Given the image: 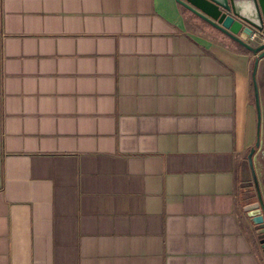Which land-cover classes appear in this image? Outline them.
Listing matches in <instances>:
<instances>
[{"label":"crops","instance_id":"1","mask_svg":"<svg viewBox=\"0 0 264 264\" xmlns=\"http://www.w3.org/2000/svg\"><path fill=\"white\" fill-rule=\"evenodd\" d=\"M200 20L0 0V264H264L240 195L264 54L257 128L254 53Z\"/></svg>","mask_w":264,"mask_h":264},{"label":"water","instance_id":"2","mask_svg":"<svg viewBox=\"0 0 264 264\" xmlns=\"http://www.w3.org/2000/svg\"><path fill=\"white\" fill-rule=\"evenodd\" d=\"M178 2L254 53L251 75L258 128L260 105L255 72L258 58L264 54V42L252 44L246 38L252 28L264 32V0H178ZM258 143L257 135L254 145L248 150L247 159L261 209L252 213L251 218L254 222L261 223L264 219V205L252 162V153Z\"/></svg>","mask_w":264,"mask_h":264},{"label":"rangeland","instance_id":"3","mask_svg":"<svg viewBox=\"0 0 264 264\" xmlns=\"http://www.w3.org/2000/svg\"><path fill=\"white\" fill-rule=\"evenodd\" d=\"M199 22H200L201 25H206V26L212 28V30H213L214 26H212L211 24H209L205 20H200ZM215 32H217V31L215 30ZM251 43L252 44H256L255 42H251ZM261 150H262V154L259 157H257V159H256V163H257L256 168H255L254 165L253 166H254V169H255V173H256L257 180H258V185H259V189H260L262 202H263V205H264V140H263V146H262ZM247 153H248V151H247ZM245 172H246L245 173V177H246V180H247L246 184H248V185H247L246 190H244L243 192L240 193L241 198L245 202L250 201L252 204H254L256 206V208L259 211H261L259 203H258V197H257L256 189H255V186H254V183H253V178H252V174H251V170H250L249 164H248V168H247V170ZM257 230H258L259 237L262 238V242H264V219H263V221L261 223L257 224ZM262 249H263V253H264V243L262 244Z\"/></svg>","mask_w":264,"mask_h":264},{"label":"built area","instance_id":"4","mask_svg":"<svg viewBox=\"0 0 264 264\" xmlns=\"http://www.w3.org/2000/svg\"><path fill=\"white\" fill-rule=\"evenodd\" d=\"M249 42H255L256 44L264 42V32L252 28L246 38Z\"/></svg>","mask_w":264,"mask_h":264},{"label":"trees","instance_id":"5","mask_svg":"<svg viewBox=\"0 0 264 264\" xmlns=\"http://www.w3.org/2000/svg\"><path fill=\"white\" fill-rule=\"evenodd\" d=\"M245 48V47H244ZM247 49V48H246ZM249 50V49H248ZM260 238V237H259ZM260 240L262 241V238H260Z\"/></svg>","mask_w":264,"mask_h":264},{"label":"flooded vegetation","instance_id":"6","mask_svg":"<svg viewBox=\"0 0 264 264\" xmlns=\"http://www.w3.org/2000/svg\"><path fill=\"white\" fill-rule=\"evenodd\" d=\"M264 242H262V244H263Z\"/></svg>","mask_w":264,"mask_h":264}]
</instances>
